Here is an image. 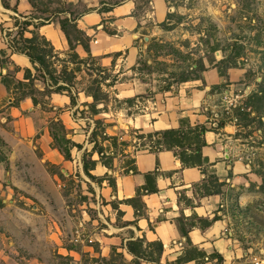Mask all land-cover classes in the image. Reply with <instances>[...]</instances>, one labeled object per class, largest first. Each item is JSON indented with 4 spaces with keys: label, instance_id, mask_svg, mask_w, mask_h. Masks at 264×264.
I'll return each instance as SVG.
<instances>
[{
    "label": "rangeland",
    "instance_id": "374dc122",
    "mask_svg": "<svg viewBox=\"0 0 264 264\" xmlns=\"http://www.w3.org/2000/svg\"><path fill=\"white\" fill-rule=\"evenodd\" d=\"M0 1L11 9L6 12L9 25L0 21L9 50L17 53L12 46L21 36H35L37 45L50 52L44 56L47 67L22 66L2 49L0 66L10 65L11 73L2 81L13 104L30 97L48 122L43 130L55 137L39 141L36 152L41 153L38 144H50L61 155L59 162H45L44 169L36 166L32 174L17 165L19 171L0 180V264H125L129 249L137 258L158 262L161 253L155 244L143 238H112L118 228L126 227L131 234L136 228L135 217L124 219L120 204L132 203L136 216L145 214L142 200L134 203L115 195L116 175L133 168L136 151L165 146L157 132L142 133L116 119L137 110L134 104L141 107L143 98L153 94L149 87L133 96L119 95L115 87L135 78L161 90L199 77L210 65L220 73L231 67L244 71L246 92L238 88L235 92L240 90L241 96L221 102L240 125L236 136L243 143L248 171L222 185L200 183L198 204L213 192L219 200L205 203L206 216L186 218L180 210L174 219L178 228L215 224L230 247L225 249L227 259L210 248L187 247L167 264L193 257L195 264H264V0H166L165 20L143 29L144 36L130 47L135 55L131 66L125 61L128 48L96 56L81 46L56 49L47 40L65 39L62 22L73 45L76 39L95 45L91 40L97 37L75 31L74 23L94 10L106 12L120 0ZM21 1L27 3L25 10L16 8ZM101 17L100 25L112 32L113 18ZM212 88L221 98L222 86ZM178 131L181 137L167 135V146L190 155L185 147L197 140L198 129L184 121ZM202 168L210 172L205 164ZM102 187L112 191L108 194ZM137 191L141 198L143 191ZM179 199L182 207L194 204L183 194ZM188 250L190 255L185 254Z\"/></svg>",
    "mask_w": 264,
    "mask_h": 264
},
{
    "label": "crops",
    "instance_id": "0c3cea01",
    "mask_svg": "<svg viewBox=\"0 0 264 264\" xmlns=\"http://www.w3.org/2000/svg\"><path fill=\"white\" fill-rule=\"evenodd\" d=\"M167 3L166 0H120L106 12L99 13L94 10L96 12L86 14L76 22V25L88 36L93 34L97 37L91 40V42L95 41V45L89 46L93 55L104 56L109 52L128 48L129 56L125 58V61L131 66L135 62V55L133 48L130 49V47L136 39L144 36L143 29L154 28L165 20ZM26 7L25 1L16 4L18 10L19 8L25 10ZM10 11L11 9L4 7L0 1V21L3 24L9 25L6 20L10 16L6 12ZM102 15L113 18L110 24L115 34H108L100 25ZM47 40H50L56 49L58 46L68 45L66 38ZM79 46L81 45L76 44L75 48ZM2 49L8 51L9 58L14 64L22 66L31 64L25 54L9 50L6 39L1 37L0 32V50ZM76 50L80 53L78 49ZM10 73V65L0 66V140L2 141L0 150L6 157L5 162L0 161V180L6 178L8 174H15L19 171L17 165L21 166L24 174L27 172L32 174L36 166L44 169L45 162L57 163L61 159V155L48 146L50 144L46 148L41 143L38 144L42 149L40 155L36 152V144L39 141L46 137V141H51V138L53 141L54 138L49 134L50 131L48 135L47 130H43L48 122H46L45 115L42 112L39 113L38 106L30 97H25L17 104H13V98L9 97L6 85L2 81V78ZM243 77L244 71L241 68L231 67L225 73H220L217 66L210 65L200 71L199 77L172 83L161 90L135 78L129 82L120 81L115 87L119 95L141 94L146 91L147 86L153 94L151 97L143 98L141 107L134 104L137 110L125 115L126 118L116 117V119L146 134L180 129L184 121L189 122L191 126H205L206 131L201 135L205 142V145L201 147V154L202 158L207 159L204 164L219 178V181L228 183L231 176L238 177L246 173L248 169L243 161L245 155L242 149L243 143L236 136L240 125L226 110L228 104L221 101L223 98L226 101L233 96H241V89L243 93L246 92L247 87L243 88ZM214 86H222L221 98L220 93L213 90ZM238 88L239 92H235ZM67 99L64 97L62 102H66ZM220 102L224 106L222 109ZM38 133L41 134L39 138L36 137ZM185 151L191 153L190 148H185ZM132 167L138 173H133L132 169H128L126 173L116 175L112 187L115 195L121 199L135 197L137 189L142 190L145 183L143 174L154 171L156 167L159 170L155 178L157 192L147 194L142 192L144 215L136 216L132 203L120 204L124 211V219L133 220L135 217L136 228H134V234L124 231L126 227L118 228L112 238H123L124 241L143 238L146 242L160 240L163 248L158 262L137 258L124 250L128 259L125 264H167V260L175 259L188 247L185 237L174 222L180 210L186 218L191 214L206 216L205 203L218 201L219 196L216 193L207 194L200 198L201 203L198 204V185L202 183L205 174L201 167L182 165L173 150L162 148L154 151L145 147L133 154ZM111 189L102 187L101 191L110 194ZM182 194L190 201H194V204L182 207L178 202ZM185 230L192 246L210 248L227 259L224 255L225 249L230 247L215 224L205 229L197 224H190L185 225ZM179 264H195V259H187Z\"/></svg>",
    "mask_w": 264,
    "mask_h": 264
},
{
    "label": "trees",
    "instance_id": "16d2710c",
    "mask_svg": "<svg viewBox=\"0 0 264 264\" xmlns=\"http://www.w3.org/2000/svg\"><path fill=\"white\" fill-rule=\"evenodd\" d=\"M60 27H61V30L62 32L64 33L65 35V38L67 40V43H68V46L70 48V50H74L75 49V45L76 44H80L82 46V48L84 49V51L87 53V54H90V48H89V44L88 43H85L83 41H81L80 39H76V43L73 45L72 43V39H70V35L67 31V28L66 26L61 22L60 23ZM74 30L77 31V32H80L82 33L83 31L80 30L76 23H74V26H73ZM103 29L108 33V34H115V31L113 30L112 32L107 30L105 27H103ZM37 37L35 36H32V37H29V38H25V37H20L19 41H16L14 42V47L12 46V48L17 51V52H21V53H24L30 63L33 65V66H36L37 64L38 65H44L45 67L46 66V61L44 59V56H48L49 55V51L48 49L45 48V45L42 47H39L37 44V41L38 39H36ZM42 41H45L46 42V39H40ZM51 49V48H50ZM75 55L78 57V55L75 53ZM198 131H197V140L192 143V144H188L186 145L185 148H190L191 149V154L190 155H179L175 152V150L171 147V146H167L168 143H170V139L171 137L169 136L167 138V135H174L177 136V137H181L183 134L180 133L178 131V129H169V130H164L162 132H157L155 135L157 136L158 134H160V137L158 138L159 141H162L163 144H165V146H163L162 148H166V149H170V150H173L174 152V155L180 160V162L182 163V165L184 166H198V167H201V170L202 172L205 174V178L202 180V183H205V182H208L209 185H212L213 183H219V185L221 184H224L225 182L224 181H219V178L213 173V172H207L205 169L202 168L204 162H207V159L206 158H202V154H201V147L205 145V142L204 140L202 139L201 135L206 131V127L205 126H202V125H197L196 126ZM200 136L201 140H198V137ZM53 138L55 139V137L53 136ZM176 145H181V143H178V140L175 141ZM0 145H2V141L0 140ZM162 148H158L154 151H157V150H160ZM0 161L2 162H5L6 161V157L4 156V154H2L1 150H0ZM132 172L133 173H138L135 169H132ZM159 172L158 168L156 167L154 171L152 172H147V173H144L143 174V177L146 181L145 185L142 186V191H143V194H147V193H155L157 192V188L155 186V178H156V175L157 173ZM213 193H216L218 194V192H213ZM127 201H130V202H134L135 201H141V198L139 197V193L137 191L136 193V196L133 197V198H129L127 199ZM214 220V218L212 219V221ZM180 232L181 234L185 237V241H186V244L188 245V248H196L194 246L191 245L190 243V240L187 236V232L185 230V228L183 226H180ZM147 243H151V244H155L157 247H158V251L159 253L162 252V243L160 240H155V241H152V242H147ZM129 249V248H128ZM132 250V249H131ZM129 249V251L135 255V253L133 252V250L131 251ZM192 252L190 250L186 251L185 254H188L190 255ZM194 258V257H193ZM192 258V259H193Z\"/></svg>",
    "mask_w": 264,
    "mask_h": 264
}]
</instances>
